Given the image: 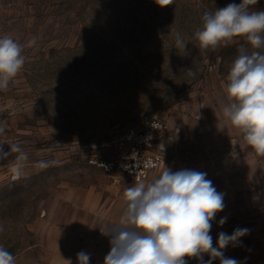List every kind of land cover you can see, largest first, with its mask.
<instances>
[{"label":"rangeland","instance_id":"rangeland-1","mask_svg":"<svg viewBox=\"0 0 264 264\" xmlns=\"http://www.w3.org/2000/svg\"><path fill=\"white\" fill-rule=\"evenodd\" d=\"M240 2L172 0L161 8L155 0H0V37L21 44L26 58L0 91V146L9 152L19 144L28 157L19 179L18 153L0 157V246L14 264L62 259L57 241L46 238L45 211L55 221L78 190L109 181L91 161L112 159L116 137L154 117L166 125V163L148 181L165 168L206 173L225 205L212 221L213 246L221 232L248 229L224 256L264 264V156L222 111L232 61L248 46L237 38L205 50L194 38L205 12ZM254 7L264 10V0ZM177 33L187 50L176 48ZM41 160L49 166L38 167Z\"/></svg>","mask_w":264,"mask_h":264},{"label":"clouds","instance_id":"clouds-1","mask_svg":"<svg viewBox=\"0 0 264 264\" xmlns=\"http://www.w3.org/2000/svg\"><path fill=\"white\" fill-rule=\"evenodd\" d=\"M161 8L172 0H155ZM258 0L229 3L215 11L205 12L202 27L194 33L200 48L216 50L227 47L237 38H243L248 47L241 46L232 61L226 77L229 103L223 115L243 133V140L257 154L264 156V10L254 6ZM35 39L29 41L34 44ZM175 46L187 50V44L176 34ZM23 46L11 36L0 37V91H6L10 82L25 64ZM189 75H194L189 69ZM4 131L0 127V133ZM11 152L18 155L13 163L14 177L19 179L27 162L19 144L10 145L5 152L0 146V157ZM41 169L48 161H37ZM127 201L122 216L124 224L106 226L101 233L109 236L110 251L104 264H187L185 257L203 262L207 254L212 264H238L224 256L223 250L235 244L248 229H235L231 235L218 234L216 246L210 235L212 221L225 205L206 173L195 170L171 171L167 168L152 182L134 184L124 192ZM226 218H222L223 224ZM90 254L77 253L78 264H89ZM0 264H14V256L0 246ZM71 264V262H70Z\"/></svg>","mask_w":264,"mask_h":264},{"label":"crops","instance_id":"crops-1","mask_svg":"<svg viewBox=\"0 0 264 264\" xmlns=\"http://www.w3.org/2000/svg\"><path fill=\"white\" fill-rule=\"evenodd\" d=\"M108 177L110 179L105 184L78 190V198L73 203L67 197L64 205L70 210L65 213H61L60 208L56 210L58 218L55 221H48V212L45 211L43 225H48L46 238L55 239L62 254V259L53 258L51 262L54 264H78L77 253L81 251L90 254L89 264H104V258L110 251V237L103 235L101 229L125 223L122 216L127 203L124 192L129 186L127 177ZM60 204L63 202L55 207Z\"/></svg>","mask_w":264,"mask_h":264},{"label":"built area","instance_id":"built-area-1","mask_svg":"<svg viewBox=\"0 0 264 264\" xmlns=\"http://www.w3.org/2000/svg\"><path fill=\"white\" fill-rule=\"evenodd\" d=\"M165 132V123L154 117L143 128L130 129L116 137L112 159L94 160L91 164L110 175L127 177L128 187L146 183L151 174L166 163L165 154L160 149V141Z\"/></svg>","mask_w":264,"mask_h":264}]
</instances>
